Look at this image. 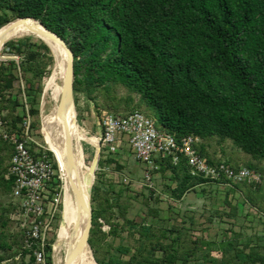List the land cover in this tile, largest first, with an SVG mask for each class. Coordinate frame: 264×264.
<instances>
[{"label": "trees", "instance_id": "1", "mask_svg": "<svg viewBox=\"0 0 264 264\" xmlns=\"http://www.w3.org/2000/svg\"><path fill=\"white\" fill-rule=\"evenodd\" d=\"M19 18L42 22L73 50L77 108L83 98L99 117L104 111L124 117L139 110L155 118L160 131L200 137L199 151L211 164L226 162L238 169L242 165L232 153L225 149L221 156L216 153L217 146L231 141L251 157L247 168L264 173V0H0V29ZM5 47L21 58L20 63L0 66V110L14 128L25 116L24 110L17 111L23 108L20 100L12 95L15 70L20 68L25 79L35 116L42 90L38 81L51 74L47 68L55 60L48 45L31 39L9 41ZM28 74L32 76L27 79ZM13 152L0 139V264H16L17 257L20 264H35L24 231L13 230L11 214L18 205L3 200L12 195L15 182L9 176ZM158 163L176 185L165 187L175 201L182 203L198 186H215L193 176L184 158L176 164L172 159ZM55 168L59 170L58 164ZM99 168L123 173L125 167L109 157L100 159ZM115 186L110 181L93 189L89 244L98 264H264V235L228 229L216 240L197 237L179 224L168 227L148 220L138 224L120 202L125 193L128 199L132 193L126 188L116 192ZM263 188L238 183L228 193L241 191L243 200L261 213L257 219H264ZM146 191L149 202L157 200V189L147 187L141 195ZM226 197L213 204L230 206ZM221 207L212 211L210 225L218 217L238 215L234 206L228 214ZM160 212L151 207L149 215L158 218ZM102 220L110 227L108 233ZM126 232L127 244L107 241ZM53 244L50 236L47 264H54Z\"/></svg>", "mask_w": 264, "mask_h": 264}, {"label": "built area", "instance_id": "2", "mask_svg": "<svg viewBox=\"0 0 264 264\" xmlns=\"http://www.w3.org/2000/svg\"><path fill=\"white\" fill-rule=\"evenodd\" d=\"M20 59L10 47L4 46L0 51V66L8 65L11 61L20 63ZM15 74L17 79L12 95L20 98L25 116L12 128L0 110V139L9 143L14 151L9 176L14 177L11 196L17 201L18 208L11 214V218L24 231L26 247L33 250L35 264H47L49 237L55 232V221L61 210L60 173L58 174L59 170L55 168L57 161L53 160L50 153L52 151L37 137L38 131L35 130L34 116L31 113L33 106L28 101L26 82L20 68L15 70ZM1 100L0 96V102ZM92 113L99 120L95 121L97 126L94 136L98 139L97 147L101 149L100 159L110 157L123 166L127 165V157L121 154L125 146L135 155L136 160L144 165L143 180H135L110 168H99V171L109 175L114 184L125 187L134 195H141L147 187L156 189V176L170 175L169 171L162 173L158 163V160L166 159H172L176 164L184 158L193 176L214 183L222 192L238 183L264 186L263 172L244 166L236 169L226 162L211 164L199 151V145L202 143L200 137H178L176 134L160 131L156 127V119L139 110L124 117L107 111L100 117L94 111ZM170 182L175 188L176 185L171 179ZM243 208L250 216H260L259 211L247 201L244 202ZM230 210L228 208L226 213H230ZM216 221L218 224L225 222L228 229H236V220L229 215L218 217ZM193 234L197 237H207L206 232ZM28 257L30 262L31 255Z\"/></svg>", "mask_w": 264, "mask_h": 264}, {"label": "rangeland", "instance_id": "3", "mask_svg": "<svg viewBox=\"0 0 264 264\" xmlns=\"http://www.w3.org/2000/svg\"><path fill=\"white\" fill-rule=\"evenodd\" d=\"M33 20V19H32ZM34 21V20H33ZM36 22V21H35ZM37 24H40L39 22H36ZM41 25V24H40ZM42 26V25H41ZM18 34L15 36H12V34L7 38V42L9 41H17V40H24V39H31V41L34 44L41 45L42 43L47 44L42 39L36 37L35 35L31 34L27 30H16ZM12 36V37H11ZM7 44V43H6ZM5 44V45H6ZM48 45V44H47ZM51 49L50 55L54 56V66H49L47 68L48 72L52 71L51 74H46L43 76L41 80H39L40 87L42 88L41 93L38 97V104L36 105V109L39 110V114L34 116V122L37 125L35 127V130L38 131L37 137L38 139L50 149V147L57 153L58 156V165H59V172L60 173V179L62 181V194L60 197V205L61 210L60 213L58 212L56 221H55V232L51 235L53 239V243H55L57 239V230L59 228V225L62 220V212H63V199H64V184H65V177L63 175L62 171V163H63V155L60 150V146L47 134L41 123V117H42V106L43 101L47 98V102H51V98L49 96L50 90V84L51 80L55 77L58 71V67L61 63V59L59 55L56 53V51L48 45ZM44 52V51H42ZM20 57V56H19ZM21 60V59H20ZM31 74H28L26 77L31 78ZM25 80V79H24ZM20 99V98H19ZM51 108L50 105H47V111ZM23 110L22 107L18 108V112L21 113ZM94 106L93 104L88 105L87 102L81 98L79 101L78 108L76 106V112H77V123L71 124L69 123L63 116L57 113L55 117V124L58 132L61 134V136L67 141V138L69 135L72 136V139L74 141V148L78 152L81 159L85 162V164L90 167L93 159L95 157L97 142L93 139L95 135V128L96 124L95 121H99L96 117L93 116ZM95 112V111H94ZM89 132L91 134H89ZM96 137V136H95ZM124 146L122 153L124 154L128 159V164L125 165L123 173L130 176L131 178L135 180H143L144 174H145V168L144 165L139 163L136 160L135 155L130 151V149L126 148ZM229 151L233 154V157L240 161V164L244 167H248L246 163L250 162L252 159L250 156L245 155L240 150L236 149L234 144L231 141H227L220 146H217L216 153L217 155H223L222 150ZM53 153V152H52ZM224 160H227V155L223 156ZM53 160L56 162V158L53 154ZM62 171V176H61ZM63 177V178H62ZM112 181L109 177V175L102 173L98 170L94 176V183L92 186V194L93 189L95 186L98 185H108ZM76 178V174L73 173L71 175V179L69 180L70 189L72 192L74 201H78V197L76 194V188L80 187V183ZM155 187L158 190L157 192V200L156 201H150L148 200L149 192L146 191L145 195H133L130 199H128V195L126 193L121 197L120 202L127 206L128 208V218L135 220L136 223L140 224L144 222V220H148V223L153 222H159L161 225H168L172 226V224H179L180 227H185L187 229H190L193 232H206L207 237H213L216 240H221L223 238L224 232L228 230V226L225 222L223 223H213V225H210L208 223L209 217L212 214L213 210H218V208L222 205V207L227 206L229 204L223 203V204H213V201L215 199H220L224 202V200L227 198L226 195L220 190L218 186L213 187H206L204 189V186H198L195 191H191L186 195V200H183V202H178L170 198L169 194L166 192L165 187L170 185V175H158L154 179ZM116 192H119L120 189H123L125 187L116 185L115 186ZM264 189V188H263ZM222 192V193H221ZM135 196V198H134ZM6 204L13 202L16 204V200L12 198V196H5L3 198ZM230 203V201H229ZM232 204V203H231ZM230 204V205H231ZM237 204V203H236ZM240 206L243 204L238 199V205ZM233 205V204H232ZM234 206V205H233ZM153 208H159L161 210L160 217L154 218L149 215V211ZM228 208H220V211L225 212ZM245 211H241V216L237 215L238 217V223L237 228L234 229L236 232H242L243 234H246V236H253L258 235L261 232H264V219H254L251 220L248 218V214L244 213ZM228 214V213H226ZM228 216V215H227ZM162 221H161V220ZM193 219V220H192ZM15 222V221H14ZM103 223L102 229L108 233L110 231L109 225L105 224L104 221H101ZM119 222L122 224L123 220L119 219ZM246 222H251L252 225L248 226ZM16 223V222H15ZM14 233L20 232L21 228L16 223L14 227ZM128 233H124L121 235L120 238H112L108 237V242L114 241L115 246H118L121 243L127 244L128 241ZM53 253V249H52ZM93 254V250H92ZM54 254H51L53 263H54ZM94 257V255H93ZM126 259L128 257H125ZM95 259V258H94ZM16 264H20V257H17ZM96 261V260H95ZM26 263L29 262V257L25 260ZM11 263V261H10ZM67 264H81L79 261L73 260L71 263L68 262Z\"/></svg>", "mask_w": 264, "mask_h": 264}, {"label": "bare ground", "instance_id": "4", "mask_svg": "<svg viewBox=\"0 0 264 264\" xmlns=\"http://www.w3.org/2000/svg\"><path fill=\"white\" fill-rule=\"evenodd\" d=\"M43 26L37 24L32 19L26 21H16L12 25L0 29V42L4 37L5 40L16 30H27L31 34L45 41L50 45L61 59V63L58 67L57 74L51 80L49 96L51 102H47V98L43 101L42 106V117L41 123L44 131L49 134V136L60 146V150L63 155L62 171L65 179L64 184V199H63V212L62 220L57 230V239L53 244V258L54 264H67L68 254L71 252L73 247L79 242L80 238L85 229L87 214L79 205V200L76 202L73 199L72 192L70 189L69 180L73 173L76 174V178L80 183V187L85 191L86 199H89V190L94 183V175L91 174L90 167H88L85 162L81 159L78 152L74 149V159L76 168L69 170L67 167V141L58 132L55 124V117L58 113V105L61 99L63 85L66 76V66L68 61V55L66 50L61 46V44L54 42L50 38L42 35L39 30H42ZM47 105L51 108L47 111ZM65 118V117H64ZM69 123H77V113L74 106L71 105L68 109L67 117L65 118ZM94 140L97 142V137L93 136ZM53 152L57 163L59 161L57 153L50 147ZM60 169V168H59ZM61 171V176H62ZM63 178V177H62ZM79 229L78 231H76ZM81 264H97L95 261L92 250L90 247L86 249L76 258Z\"/></svg>", "mask_w": 264, "mask_h": 264}, {"label": "water", "instance_id": "5", "mask_svg": "<svg viewBox=\"0 0 264 264\" xmlns=\"http://www.w3.org/2000/svg\"><path fill=\"white\" fill-rule=\"evenodd\" d=\"M28 19L33 18H19L15 21L11 22L9 25H12L13 23H16V21H26ZM35 20V19H33ZM37 21V20H35ZM39 22L43 29L39 30V32L53 40L54 42H57L61 44V46L66 50L68 55V61L66 66V76H65V82L63 85V91L61 95V99L58 105V112L61 116L67 117L68 109L71 105L74 106V109L76 111V102H75V90H74V84H75V62H74V52L70 48L69 44L66 40H64L61 36H59L57 33L53 32L52 30L48 29L44 24L40 21ZM5 26V27H7ZM4 27V28H5ZM7 41L4 39V37L1 39L0 42V51L3 49ZM47 45V44H46ZM50 48V47H49ZM77 113V112H76ZM74 141L72 139V136L69 135L67 138V167L71 171L74 168H76L75 159H74ZM100 147H97L95 157L93 159V162L90 166L91 174L95 176L99 161H100ZM59 167V165H58ZM93 186V185H92ZM76 194L79 200L80 207L84 210V212L87 214V221L85 225L84 232L82 234V237L80 238L79 242L73 247L71 252L68 254V262L71 263L73 260H75L85 249L86 247H90L89 240L91 237V231L93 228V204H92V187L89 190V199H86L85 191L82 187L76 188ZM77 229L76 231H78ZM91 248V247H90ZM92 250V249H91ZM98 264V263H97Z\"/></svg>", "mask_w": 264, "mask_h": 264}, {"label": "crops", "instance_id": "6", "mask_svg": "<svg viewBox=\"0 0 264 264\" xmlns=\"http://www.w3.org/2000/svg\"><path fill=\"white\" fill-rule=\"evenodd\" d=\"M228 191H229V189H227L225 192H223L226 196H227V194H228V200L230 201V204L232 203L233 205H234V207H236L237 209H238V215L239 216H241V214H240V212L241 211H245L244 213H246L247 214V212H246V210L243 208V204H244V196H243V194H242V192L241 191H239L238 189L236 190V189H234V191H231L230 193H228ZM222 193V192H221ZM238 199L243 203L241 206H240V204L238 205ZM184 200H186V196L184 197ZM237 203V204H236ZM227 205V206H225L226 208H230L231 209V206H233V205ZM225 207H221V209H223V208H225ZM257 209V208H256ZM258 210V209H257ZM259 211V210H258ZM260 213V212H259ZM249 215V214H248ZM260 216H261V213L259 214ZM260 216H248V218L249 219H251V220H254V219H257V218H259ZM230 218L232 217V216H229ZM236 217H238V216H236ZM236 217H232V218H234L235 220H236V228H237V223H238V220H237V218ZM247 224H248V226H251L252 225V223L251 222H246ZM234 230V229H233ZM235 231V230H234ZM236 232V231H235ZM260 234H262V235H264V232L262 233H260Z\"/></svg>", "mask_w": 264, "mask_h": 264}]
</instances>
